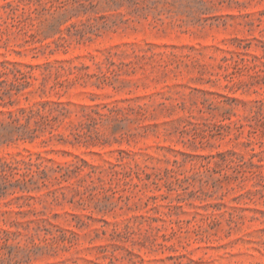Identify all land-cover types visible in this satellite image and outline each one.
Instances as JSON below:
<instances>
[{
    "label": "rangeland",
    "instance_id": "374dc122",
    "mask_svg": "<svg viewBox=\"0 0 264 264\" xmlns=\"http://www.w3.org/2000/svg\"><path fill=\"white\" fill-rule=\"evenodd\" d=\"M0 264H264V0H0Z\"/></svg>",
    "mask_w": 264,
    "mask_h": 264
}]
</instances>
